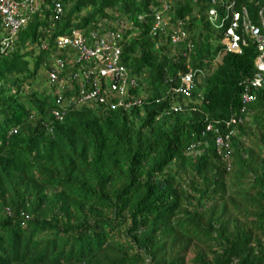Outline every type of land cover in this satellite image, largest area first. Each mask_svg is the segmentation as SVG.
Segmentation results:
<instances>
[{
	"label": "trees",
	"instance_id": "16d2710c",
	"mask_svg": "<svg viewBox=\"0 0 264 264\" xmlns=\"http://www.w3.org/2000/svg\"><path fill=\"white\" fill-rule=\"evenodd\" d=\"M233 3L255 24L264 17L263 0ZM151 6L169 19L167 33L181 32L175 45L149 32ZM208 7L38 0L0 54V264H264V84L241 101L257 50L247 41L239 53L224 52ZM120 19L132 21L134 34L118 35V58L139 103L122 109L109 95L66 105L76 83L67 60L54 62L55 38L73 27L85 35L114 30L101 22ZM185 64L193 71L189 97L169 90ZM47 68L58 71L56 81ZM232 116L240 122L230 125L228 147L217 148Z\"/></svg>",
	"mask_w": 264,
	"mask_h": 264
},
{
	"label": "built area",
	"instance_id": "2783aa9c",
	"mask_svg": "<svg viewBox=\"0 0 264 264\" xmlns=\"http://www.w3.org/2000/svg\"><path fill=\"white\" fill-rule=\"evenodd\" d=\"M221 2V0H218ZM223 15L217 13L216 9L211 7L207 10L209 21H215L214 27H221L224 22H227L226 27L221 32L220 43L226 51L237 52L240 45L245 43V38L240 37L239 33L246 34L256 43L259 50L258 55L254 59L256 73L249 79L245 80V88L241 93V101L245 105L254 99L253 91L264 83V17L261 12L258 14L259 25L253 23L246 11L241 6L239 10L234 8L233 1L224 3ZM215 3L216 0H210ZM38 3V0H0V28L5 31V34L0 38V54L5 53L7 47L10 46L18 31L26 25L28 17L36 10L33 7ZM264 4V0H263ZM54 13L60 12V6L54 3L52 6ZM155 20L160 23L159 11H155ZM238 29L239 33L236 32ZM69 36H60L56 40L57 47L71 46L77 50L75 61L90 63V66L84 72L85 79L89 80L91 89L83 94V97L88 99H96L103 101V97H108L113 91H118L120 94L124 92L125 77L124 67L117 62L119 56V48L115 44V35L112 32L104 33L99 38L92 34L96 39L92 45H87L81 33L73 28ZM182 36L181 32L171 35L172 41H178ZM62 66V63L59 64ZM192 72L189 70L181 77L180 91L188 94L192 84ZM49 81L56 80V74L50 71ZM251 88V92L247 89ZM176 90V89H175ZM82 92V90L80 91ZM134 102V101H133ZM132 102V103H133ZM244 110V106L240 111ZM240 122L239 117H231L224 121V126L228 130L225 134H217L214 143L217 148L226 149L228 147V135L231 134L229 129L231 124ZM206 130L211 129V125L205 126Z\"/></svg>",
	"mask_w": 264,
	"mask_h": 264
},
{
	"label": "clouds",
	"instance_id": "9594fccd",
	"mask_svg": "<svg viewBox=\"0 0 264 264\" xmlns=\"http://www.w3.org/2000/svg\"><path fill=\"white\" fill-rule=\"evenodd\" d=\"M230 1H233V0H230ZM217 2H219L220 4H221V2L220 1H218V0H216V2L215 3H211L210 2V0H209V7L206 9V18H207V20H208V17H207V10L209 9V8H211V7H213V8H215L216 9V5H218V3ZM166 4V3H165ZM221 5H224V4H221ZM37 6H38V4H37ZM234 6V5H233ZM241 7V6H240ZM37 8V7H36ZM166 7L164 6V9H165ZM223 8H224V6L222 7V13L221 12H219L217 9H216V11H217V13H220V15H223ZM234 8H235V6H234ZM236 9V8H235ZM240 9V8H239ZM239 9H237V10H239ZM149 13H150V15H151V17H152V25H151V28H150V30H149V32H156L158 35L161 33V34H163V35H167L168 36V39H169V43L170 44H173V45H175L177 42H179L180 40H181V38H182V36L180 37V39L178 40V41H172L171 40V35H173V34H175L176 32H169V33H167V31L169 30V29H171L170 28V26H169V19L166 17V16H164V14L163 13H161L160 11H159V16H160V23H157L156 22V20H155V11H157V7L156 6H151V7H149ZM161 11H162V9H161ZM34 13V12H33ZM32 13V14H33ZM31 14V15H32ZM30 17V16H29ZM29 17H28V19H29ZM142 17H143V15H141V14H137V20H141L142 19ZM28 19H27V21H28ZM208 22L212 25V27L213 28H215V29H221V32L223 31V29L226 27V25H227V22H224V24L221 26V27H214V24H215V22H218L217 21V19L215 20V21H209L208 20ZM27 23V22H26ZM140 23V22H139ZM101 24H105V25H107V26H109V27H111V28H114V30H108V31H103V30H101V29H98V30H89V31H87V33H86V35L84 34V33H81V31L78 29V28H76V27H73V28H75V29H77L80 33H81V35H82V37H83V39H84V41H85V43L87 44V45H92L94 42V40L96 39L95 37H93L92 36V34L94 35H96V37L97 38H99L101 35H103L104 33H108V32H112L114 35H115V44H116V46L119 48V51H120V47H119V45L117 44V39H118V35H122V33H123V35H131V34H134V33H131L130 32V25L132 24V21H130L129 19H120L119 21H113L112 23H109V22H106L105 20H103V22H101ZM257 25H259V24H257ZM72 28V29H73ZM238 30V29H237ZM236 30V32L237 33H239V31H237ZM71 31V30H70ZM127 31H129L128 33H126ZM221 32H220V36H221ZM70 33L71 32H69V34H67V35H65V36H69L70 35ZM177 33H179V32H177ZM240 35V34H239ZM60 36H64V35H60ZM60 36H57L56 38H55V47H56V51H57V53L59 54V57L60 58H55V64L59 67L60 65V63H62V65L65 63L63 60L65 59V60H67V63H66V66H68V68L69 69H71V68H75L74 69V71H73V74H72V78H70L69 80L70 81H73V82H75L76 83V90H75V94H74V97L72 98V100L70 101V102H68L66 105H68V104H70V103H73L74 105H78V104H80V103H83V104H85V103H89L90 101H98V100H96V99H92V98H88V99H86V98H84L83 97V94L84 93H87L90 89H91V87L89 86V88H88V90H84V86H83V84L84 83H89V78L88 79H85V76H84V72L85 71H87L86 69L90 66V63H87V62H80V64L78 63V62H76L75 61V59H76V55H77V50L76 49H74V48H72L71 46H64V47H57V45H56V40H57V38L58 37H60ZM244 37L245 39V43L242 45H240V47H239V49L241 50V48H242V46H244V45H246V43H247V41H251L252 43H254L255 44V46H256V43L253 41V39L252 38H250L248 35H246V36H243V34H241L240 35V37ZM219 41H220V38H219ZM221 44V43H220ZM222 46V45H221ZM64 49H65V51H64ZM68 49H70V50H72V53L71 54H75L74 56H75V58L74 57H72V55H69L68 54V52H67V50ZM222 50L224 51V52H232V51H226L224 48H223V46H222ZM240 50L239 51H237V52H235V53H239L240 52ZM256 50H257V54L255 55V57L258 55V52H259V50L257 49V46H256ZM119 54H120V52H119ZM119 57V56H118ZM255 57H254V59H255ZM254 59H253V64H254ZM117 62H118V64H120V65H122L123 67H124V77H125V84H124V92L122 93V94H120L118 91H113V93H111V95L113 96V99L115 100V101H111V103H110V105H112V106H118V107H120V108H122V109H128V108H131V107H134L135 105H137L138 103H139V98H135L134 97V95H133V93H132V88H134V87H137V83H136V81H135V79L130 75V73H129V71L126 69V67L119 61V58H117ZM185 67H186V71L185 72H183V73H181V75H180V81H179V84L177 85V86H174V87H171V88H169V90L170 91H174V92H177V93H180V94H182L183 96H186V97H189V94H190V92H191V90H192V88H193V85H194V81H193V74H192V80H191V82H192V84H191V86H190V88H189V91H188V94L186 95L185 93H183L182 91H180L179 90V88L181 87V77L185 74V73H187L189 70L193 73V71L189 68V66H188V64H185ZM254 68H255V66H254ZM50 71H53V72H58V71H56V69H52V70H50ZM256 73V68H255V71L253 72V74L250 76V77H247V78H245V80L246 79H249V78H251L254 74ZM49 74V73H48ZM48 78H49V76H48ZM56 80H57V76H56ZM55 80V81H56ZM245 80H243L242 81V85L243 84H245L246 82H245ZM264 84V83H263ZM263 84H261L260 86H258L256 89H258V88H261L262 87V85ZM90 85V84H89ZM69 87V86H68ZM245 88V85H243V89ZM71 89V88H70ZM176 89V90H175ZM243 89H242V91H243ZM247 89H248V87H247ZM255 89V90H256ZM82 90V92H80ZM57 92V91H56ZM242 93V92H241ZM56 94V93H55ZM61 95V94H60ZM60 95L56 98V100L58 101L59 100V102H60V100L62 99V97L60 98ZM56 100H55V102H56ZM134 101V102H133ZM98 102H103V101H98ZM133 102V103H132ZM173 111H178V110H180V106L178 105H171V107H170ZM164 113H167V111L165 110L164 111ZM53 114H54V116L56 117V118H58V119H61V116H62V112H60V111H58V110H56V109H54L53 110ZM231 118V117H230ZM227 120V119H226ZM209 124V123H208ZM207 125V124H206ZM205 125V126H206ZM229 129H231L230 127H229ZM206 130V129H205ZM210 130V129H209ZM216 137V136H215ZM215 139V138H214ZM5 210H7V212H8V208L6 209L5 208Z\"/></svg>",
	"mask_w": 264,
	"mask_h": 264
},
{
	"label": "rangeland",
	"instance_id": "374dc122",
	"mask_svg": "<svg viewBox=\"0 0 264 264\" xmlns=\"http://www.w3.org/2000/svg\"><path fill=\"white\" fill-rule=\"evenodd\" d=\"M37 4H38V3H36L35 5H33V7H36ZM74 69H75V68L73 67V68L71 69V71H74ZM50 70H51V68H49V69L47 68L46 71H45V69H43V72H49Z\"/></svg>",
	"mask_w": 264,
	"mask_h": 264
}]
</instances>
